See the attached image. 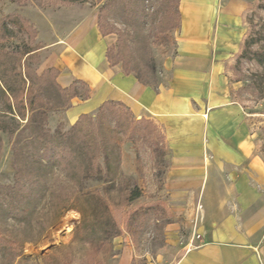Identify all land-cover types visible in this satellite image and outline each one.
Returning <instances> with one entry per match:
<instances>
[{
  "label": "crops",
  "instance_id": "0c3cea01",
  "mask_svg": "<svg viewBox=\"0 0 264 264\" xmlns=\"http://www.w3.org/2000/svg\"><path fill=\"white\" fill-rule=\"evenodd\" d=\"M253 2L179 0L176 53L165 63L169 77L155 85L109 64L115 36L100 33L95 10L57 35L39 67L56 69L62 88L86 84L88 97L77 93L69 102L70 123L112 102L161 133L168 153L163 226L167 238L182 242L169 264H264V161L229 86ZM116 256L130 264L131 248L123 244Z\"/></svg>",
  "mask_w": 264,
  "mask_h": 264
},
{
  "label": "rangeland",
  "instance_id": "374dc122",
  "mask_svg": "<svg viewBox=\"0 0 264 264\" xmlns=\"http://www.w3.org/2000/svg\"><path fill=\"white\" fill-rule=\"evenodd\" d=\"M100 7H105L102 25L105 30H110L105 35L115 36L111 46L114 49L121 43L131 74L142 77L150 84L166 80L169 71L165 69V63L174 57L177 48L179 0H0V21L9 15H16L26 22L23 30L9 24L7 36L2 35L0 28V69H6L10 82L14 80L12 60L6 53L14 54L15 59H19L16 67L24 75L40 76L49 69L39 72L48 54L47 46L86 12L95 10L99 17ZM246 21L247 34L232 62L229 86L232 99L247 114L257 142V153L264 161V68L252 54L264 42V0H254L246 14ZM250 37L258 42L243 54L244 42ZM27 50L33 53L24 56ZM45 75L50 82L52 72ZM35 87H40L39 82ZM85 89L77 85L81 100L84 99ZM8 100L17 109L24 101V91L20 90ZM36 102L45 109V126L53 135L71 130L77 122L70 123L67 117L70 100L66 106H59L61 98L54 91L42 94L36 98ZM4 110L5 100L0 97V126H6L13 132L12 135L0 132V185L14 181L13 150L22 148L23 151H31L28 115L23 119L11 118L10 115H2ZM114 110L118 111L119 108L115 107ZM86 115L90 120L82 119L80 125L95 135H98L99 126L104 128L110 152L111 143L117 141L113 114L110 110L100 111L98 108ZM130 120L132 123L125 134L120 133L119 169L116 180L109 185L108 193L119 234L96 245L83 239V233L78 229L81 216L76 210L66 207L57 216L56 209L66 206L67 201L62 193L60 203L58 193L98 189L104 194L107 185L96 176L75 184L61 168H54L47 182V193L36 205L33 214L34 223L46 227L44 233L38 240L23 245L22 257L0 254V264H62L67 251L72 256L70 264H117L116 255L125 243L131 248L130 264H169L174 260L182 242L167 238L163 226L167 220L163 207L167 197L163 181L168 167V153L155 126L150 122H138L131 114ZM123 153L126 156L123 157ZM112 156L110 154V159ZM135 188L139 191V197L128 199ZM143 209L147 211L145 214ZM8 225H12V222ZM121 236H126L127 242ZM39 256H47L48 259L42 261Z\"/></svg>",
  "mask_w": 264,
  "mask_h": 264
},
{
  "label": "trees",
  "instance_id": "16d2710c",
  "mask_svg": "<svg viewBox=\"0 0 264 264\" xmlns=\"http://www.w3.org/2000/svg\"><path fill=\"white\" fill-rule=\"evenodd\" d=\"M68 2H85L87 0H63ZM105 7L99 8L98 27L102 35L110 30H105L102 25V15ZM25 21L16 15H9L0 21V28L3 36L10 32L9 24L17 26L19 30L25 28ZM258 40L250 37L244 42L243 54L250 50L252 44ZM32 50H27L24 56H29ZM255 61L264 68V42L259 44V48L252 51ZM12 60V71L14 80L6 77V69H0V97L5 100V110L2 115H10L11 118L23 119L26 115L29 122V143L31 151L13 150L14 157V181L12 184L0 185V254L7 253L14 257H22L23 245L26 242L38 240L44 233L46 227L39 226L33 221L36 205L43 199L48 190V179L54 168H61L65 175L75 184H79L83 179L98 177L106 186L103 194L98 189L74 190L67 194L65 191L57 194L61 203L62 193L65 195L66 206H60L57 216L64 208L76 210L81 220L78 229L83 233L82 237L87 242L101 245L109 238L119 234L114 214L109 204L108 193L110 186L114 183L119 169L121 148L119 141L120 133L125 134L131 125L130 111L122 104L104 102L99 107L100 111L110 110L114 117V129L117 141L111 143V151L108 152V139L99 126L98 135L91 130L83 129L80 125L82 119H88V115L81 114L71 130L51 134L45 126L47 114L36 98L47 92H56L60 98L59 106H66L71 98L77 96L76 82L69 87H60L55 78L58 71L54 68L45 70L40 76H27L17 69L16 64L19 59H15L14 54H7ZM107 59L110 65L120 64L126 74H130L131 68L128 61L123 56L121 43L107 49ZM1 63V61H0ZM1 65V64H0ZM52 72L50 82L47 81L45 73ZM141 83L150 84L142 77L134 75ZM264 76V73H263ZM36 82H39L37 89ZM80 84L85 87L84 82ZM155 85V83H154ZM31 89V91H29ZM21 90L24 91V101L17 109L8 100ZM84 98L88 97L85 89ZM119 110L115 111L114 108ZM138 122H148L144 118ZM0 132H13L6 126H0ZM147 135V134H146ZM1 142V140H0ZM27 153H29L27 155ZM102 160L100 161L101 155ZM110 154H113L110 159ZM27 155V156H26ZM30 160V161H29ZM110 185V186H109ZM128 199L133 200L139 197V191L135 188ZM67 196V197H66ZM61 197V198H60ZM143 214L147 211L142 210ZM56 216V217H57ZM12 222V225H8ZM76 235V234H75ZM40 260L45 261L47 256H39ZM71 252L67 251L62 264L71 263Z\"/></svg>",
  "mask_w": 264,
  "mask_h": 264
},
{
  "label": "built area",
  "instance_id": "2783aa9c",
  "mask_svg": "<svg viewBox=\"0 0 264 264\" xmlns=\"http://www.w3.org/2000/svg\"><path fill=\"white\" fill-rule=\"evenodd\" d=\"M195 237H197V238H198V237H199V235H198V234H195Z\"/></svg>",
  "mask_w": 264,
  "mask_h": 264
}]
</instances>
